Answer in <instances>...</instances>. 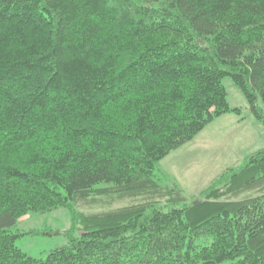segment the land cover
I'll return each mask as SVG.
<instances>
[{
  "label": "trees",
  "instance_id": "obj_1",
  "mask_svg": "<svg viewBox=\"0 0 264 264\" xmlns=\"http://www.w3.org/2000/svg\"><path fill=\"white\" fill-rule=\"evenodd\" d=\"M226 78L264 126V0H0V264H264V149L191 198L158 166L240 115Z\"/></svg>",
  "mask_w": 264,
  "mask_h": 264
},
{
  "label": "rangeland",
  "instance_id": "obj_2",
  "mask_svg": "<svg viewBox=\"0 0 264 264\" xmlns=\"http://www.w3.org/2000/svg\"><path fill=\"white\" fill-rule=\"evenodd\" d=\"M224 85L230 106L239 108L240 115L226 114L215 119L194 140L158 165L189 198L198 196L226 170L239 168L247 157L264 149V126L251 113L248 101L230 78L225 79ZM126 203L128 200L112 205ZM99 210L97 205L82 209L92 214ZM71 227L70 212L58 209L42 215L29 214L18 220L12 231L26 233L17 239L16 245L28 256L45 258L54 249L68 244L66 232Z\"/></svg>",
  "mask_w": 264,
  "mask_h": 264
}]
</instances>
